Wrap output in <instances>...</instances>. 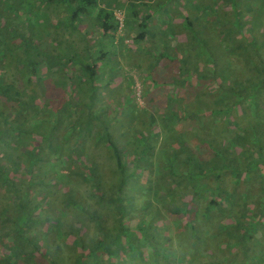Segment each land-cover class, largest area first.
Segmentation results:
<instances>
[{"label":"trees","instance_id":"obj_1","mask_svg":"<svg viewBox=\"0 0 264 264\" xmlns=\"http://www.w3.org/2000/svg\"><path fill=\"white\" fill-rule=\"evenodd\" d=\"M37 1L56 4L62 13L66 6L71 29L54 40L67 43L64 52L41 46V39L35 45V35L2 33L0 264H173L169 258L177 253L159 241L164 237L165 242L174 243L169 228L172 219L189 226L194 243L201 245L197 236L202 227L209 228L212 235L218 222L229 217L228 229L238 232L229 243L231 249L243 247L244 255L249 256L255 246L264 248V26L254 31L250 6L255 0L226 1L232 14H236L234 3L245 4L243 44L238 49L239 42L236 51L229 48L236 65L243 59L239 63L243 69L233 70V76L226 79L215 72L211 80L217 89L205 100H200L203 90H199L196 102L207 111L179 112L183 104L189 108L178 100V113L162 107L159 113H151L149 118L165 131L169 148L177 152L173 160L156 162L145 148L152 141L151 130L146 134L134 122L140 135L132 134L122 148L120 139L124 137L115 138V125L110 127L113 122L106 124L94 113L95 108L100 109L96 84L104 76L107 51L92 49L77 27L81 18L90 16L96 20L90 33L96 30L97 37L104 38L112 31L109 40L113 44L120 35L115 19V12L120 11L124 28L134 30L135 39L142 41L149 34L147 22L156 12H146L143 1L127 8L118 0L112 4L104 0H14V5ZM5 2H1L3 14ZM261 3L263 14L264 0ZM131 16L136 23L130 22ZM75 34L83 42L70 41ZM80 53L86 57L81 58ZM70 75L77 77L76 82ZM44 77L55 79L52 88ZM65 87L72 88L70 93L63 91ZM91 138L95 149L86 150L85 155L77 152L78 143ZM145 158L161 173L158 181L163 189L156 184L148 192L143 190L144 200L151 204L153 192L155 197L160 191L168 194L156 219L157 226L165 228L143 220L136 201L130 199L133 206L125 207L128 187L133 182L137 186L139 174H145L150 165ZM106 171L112 172L113 181L104 179ZM229 182L231 189L226 187ZM188 244L183 241L177 247L195 260L198 253L191 254ZM262 260L259 264H264V256Z\"/></svg>","mask_w":264,"mask_h":264},{"label":"rangeland","instance_id":"obj_2","mask_svg":"<svg viewBox=\"0 0 264 264\" xmlns=\"http://www.w3.org/2000/svg\"><path fill=\"white\" fill-rule=\"evenodd\" d=\"M4 1L5 0H0V63L3 58V32L7 34H23L27 35V37L35 35L38 36V38H35V45L41 39L43 43L41 46H49L61 52L65 51L67 43L58 44L54 40H56L58 36L61 38L62 32L65 34L67 29H71V19L69 18L70 15L67 13V10H65L66 6L62 9L64 12L62 13L58 12L61 8L56 10V4L45 5L44 2L37 1L36 3L26 2L24 5L15 6L14 0H6L4 3L6 13L3 14L1 2ZM104 1L106 4H112L115 0ZM142 1L144 5L141 6H144L143 9L146 12H158L163 17L166 15L167 21L172 20L173 22L174 16L172 19L171 15L180 12L189 19L188 21L191 22V25L179 28L174 34L173 30L170 29L165 30L164 33H158L161 31L160 28H163L164 20L162 19L163 17H157L159 19L156 21L159 23V26L155 27L151 24H147V31L149 34L145 40H136V32L130 29L126 31V28H124L118 38L119 42L120 40L123 42L117 45L114 44L115 47L112 44V40H109L113 35L112 31L108 34V38L97 37L98 32L96 30V33H90V28L95 26L96 20L94 18L90 16L81 18L77 22V27L80 33L82 32V35L89 40L92 49L99 51L104 48L105 51H107V57L104 63L105 68L103 67L105 71L104 76L99 79L101 82L96 84L98 93L100 94L97 100L100 104L97 107L100 109L97 110V108H95L94 113L96 115L99 114L98 119H102L106 124L107 122H113L110 124V127L115 125L113 127L115 129L113 133L114 135L116 134L115 138L124 137L120 139L122 140V144H120L122 148L129 144L128 137H131L132 134L134 137L137 136V134L140 135L138 129L133 125L134 122H136L141 131L146 134L151 130L150 134L152 135V141H149V143L145 145L150 157L152 159L154 158L155 162L157 159L173 160L174 156H177V152H172L173 150L170 149V142H167L169 140L166 139L167 135L165 131L159 130L156 123L152 121L153 119L149 117H151V113H159L162 108L168 111L174 110V113H178L180 110V106L176 104L178 100H184L181 103H188L187 106L189 108V110H186V106L183 104L184 106L182 105L183 108H181L179 112L191 111L193 113L194 110L195 112H206L207 109L205 107H199L200 103L196 102V98L200 97L198 93L199 90H203H200L202 94L200 100H205L206 96L211 97L214 89H217L211 80V78H214L215 72L222 77L221 79H226V77L233 76L231 75L233 70L238 68L241 70L243 69V67L239 66V63H243V59L241 58L242 61L240 60L238 65H236L238 61L234 59L235 57L231 58L230 55L232 54L229 48H235L236 51L237 45L241 41L240 35L246 26L244 25V16H246V14H243L244 11L242 9L245 4L234 3L236 6V14H232L231 10L226 6L227 0ZM125 2L126 0H118L120 4H124ZM239 2H244V0H239ZM102 5L105 6L104 4ZM260 6H262L261 0H255L253 6H250L255 21V32H258L262 25L264 26V13L262 14L261 11H259ZM162 12L166 13L163 15ZM7 13H9V15H7ZM249 15L250 14L247 16ZM140 20H142V18L139 19L138 22H141ZM14 21H18V24ZM58 22H60L59 25ZM130 22L134 24L137 20L135 18L133 19L131 16ZM150 27L153 32L149 31ZM228 30L229 32H226ZM137 31L140 30L138 29ZM178 33L183 35H178ZM251 33H253V31ZM189 34L191 36H188ZM40 35H44V38ZM246 36H248V34ZM65 37H67V35ZM245 37L244 42H247ZM69 39L72 42L75 41V39L79 42H83L80 40L81 37L78 36V34L71 36ZM118 40L115 42H118ZM242 44L243 39L239 44L240 46L238 45V49ZM80 54L81 58L82 56L83 58L86 57L85 54ZM239 76H242V72H240ZM69 77H71L73 82H76L77 77L76 80L72 75ZM44 80H47L46 84L49 80L50 83L48 86L50 88L54 86V78L47 79V77H44ZM226 83L227 81H225V84ZM71 89V87H65V90H62L65 91V93H70ZM151 100L155 101V103H151ZM101 106L106 109L101 108ZM143 109H146L147 113ZM165 109L162 110V113H164ZM208 111L209 113L211 112L210 109H208ZM216 113H219V110L215 111V114ZM222 113L226 114V110ZM102 115L104 117H102ZM98 124L100 123L98 122ZM159 125L161 127V123H159ZM189 127L192 128V125ZM95 143L93 138L80 141L78 143L79 147L77 148V152L80 151L81 155H85L87 153L86 150L95 149ZM177 143L179 145V141ZM178 145L176 144V146ZM140 146L143 147L142 145ZM95 151L97 155L100 154L97 149ZM145 162L146 164H150L147 158H145ZM151 165L152 164H150L149 167L146 165L147 171H145V174H142V172L139 174L140 176L138 177H140V179L136 182L138 183L137 186L134 184L135 182H133L132 186L128 187L129 196L128 200L125 202V207L126 210H128L133 206L132 201H136V208L143 211L141 214L143 220L151 221L152 224L157 226L158 223L156 219L160 215L159 211H162V207L168 199V194L160 191L158 196L155 197L153 192L150 198L151 204H146L147 202L144 200V191H150L149 188H155L156 184H158L160 190L163 189L161 181H158L161 178V173L156 170L157 167ZM104 179L113 181L114 177H112V172L106 171ZM151 180L153 182H150ZM226 187L231 189L233 186L229 182ZM147 196L149 197L148 194ZM172 200L174 199L172 198ZM172 200L170 205L173 204ZM200 203L202 202L200 201ZM230 212H233L232 207ZM183 216L185 219L186 215ZM169 221L167 225L170 224ZM231 221L232 219L229 217L221 219L220 223L218 222L217 224L216 232L214 233L213 231L211 233L212 235H210L209 228L205 226L202 227V232L197 236L200 237L202 249L201 245L194 243L195 239L193 238L195 236L190 231L191 228L186 226L181 220L172 219L169 226L173 233L174 243L170 244L169 242H165L164 237L159 241L161 244L168 247L167 249L170 252L177 253L169 258L173 264H182L186 261V258H188L185 250L181 249V252L177 247V245L183 241H189L188 245L191 247V250H188L191 254L198 253L195 260L188 258L187 264H196L197 262L200 264H211L215 262L219 264L262 263L260 261H263L264 248L261 246H255V251L249 256L244 255V250L242 251L243 247L237 248L238 250L234 247L232 249L229 247V243L231 244L235 241L232 237L238 236L237 231L234 232L232 229H228L230 228L229 224ZM157 227L160 229L164 226L158 225ZM229 234H231V236H228ZM241 237L243 236L240 235V238ZM208 246L211 249H209ZM258 248L261 249V252H259Z\"/></svg>","mask_w":264,"mask_h":264},{"label":"crops","instance_id":"obj_3","mask_svg":"<svg viewBox=\"0 0 264 264\" xmlns=\"http://www.w3.org/2000/svg\"><path fill=\"white\" fill-rule=\"evenodd\" d=\"M152 2V1H151ZM141 4L142 3V0H126V2L124 3V4H121V5H123L124 6V8H127V7H129V5H132V4ZM175 12V11H174ZM166 12H162V14L164 15ZM144 16V15H143ZM173 16H174V22L171 20V21H167V16L166 15H164V17L163 16H161L160 15V13H156V14H154V13H152L151 14V16H150V20L147 22V24H151V25H153V26H155V27H158L159 26V23L156 21V20H158L159 18H157V17H163L162 19L164 20V24H163V28H160L161 29V31H159L158 33H163L166 29H170V30H173V34L177 31V30H179V28H182L183 26H186V25H189V21H188V19H187V21H186V16L184 15V14H182V13H175V14H173V15H171V17H172V19H173ZM145 17V16H144ZM176 17H178V18H176ZM143 18V17H142ZM157 25V26H156ZM158 29V28H157ZM127 30H129L128 28H127V26H126V31ZM149 31H151V32H153V30H152V28L150 27V29H149ZM155 32V31H154ZM180 33H178V35H179ZM180 35H183V34H180ZM185 35V34H184ZM137 36H138V34H137ZM184 39V38H183ZM187 39V38H186ZM123 41L122 40H120V42H119V40H118V42H115V39L113 40V46H114V44L115 45H117V44H121ZM115 47V46H114Z\"/></svg>","mask_w":264,"mask_h":264},{"label":"built area","instance_id":"obj_4","mask_svg":"<svg viewBox=\"0 0 264 264\" xmlns=\"http://www.w3.org/2000/svg\"><path fill=\"white\" fill-rule=\"evenodd\" d=\"M115 19L118 22V33L120 34L125 27L124 14L120 11H116L115 12Z\"/></svg>","mask_w":264,"mask_h":264}]
</instances>
